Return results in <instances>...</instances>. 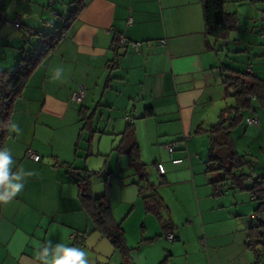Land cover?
I'll use <instances>...</instances> for the list:
<instances>
[{"label":"crops","instance_id":"0c3cea01","mask_svg":"<svg viewBox=\"0 0 264 264\" xmlns=\"http://www.w3.org/2000/svg\"><path fill=\"white\" fill-rule=\"evenodd\" d=\"M73 1L2 3L7 18L20 26L0 27V73L14 72L21 59L47 43L46 35L64 33L29 70L7 117L0 150L11 152L13 172L32 174L25 177L18 196L0 203V264H39L36 251L47 240L70 247L81 242L91 264H122L119 252L94 231L75 180L77 174L91 173L90 158L106 155L100 152L103 139L112 140L106 149L127 158L134 146L140 163L143 148L138 136L143 130L155 163L166 170L162 176L166 189L159 194L153 186L162 201L161 214L172 227L169 234L175 239L170 242L177 243L166 248L172 256L168 264H176L179 247L186 251L187 261L193 256L187 264H198L196 236L199 264H264V254L257 262L246 246L264 199L238 190L229 180L221 183V192L216 191L210 183L220 179L208 182L198 165L204 156L208 160L210 147L208 134L200 129H209L224 108L235 106L233 98L224 97V76L231 74L223 71L222 76L220 69L264 80L260 18L264 0H223L225 12L236 14L239 25L218 43L206 34L201 0ZM77 5L78 13L72 15ZM119 39L127 44L114 47ZM131 43L140 44L137 52ZM230 54L241 62V70L226 66L224 58ZM79 86L85 88V98L77 105L70 102V95ZM228 98L233 105L223 106ZM250 102L252 109L241 112L242 120L230 131L243 173L250 177L247 186L264 178V108L254 98ZM127 117L132 120L130 127ZM249 117H255L258 125H247ZM12 124L19 125V134L11 131ZM186 138L184 148L173 156L180 163H174L162 146ZM28 150L39 155V162L28 158ZM227 182L233 190L226 197ZM236 191L249 197H237ZM147 194L139 190L135 198ZM137 202L133 201L134 208ZM112 216L126 235L125 220L114 211ZM72 235L84 237L73 240ZM126 244L136 248L127 239ZM133 261L136 264L134 254Z\"/></svg>","mask_w":264,"mask_h":264},{"label":"trees","instance_id":"16d2710c","mask_svg":"<svg viewBox=\"0 0 264 264\" xmlns=\"http://www.w3.org/2000/svg\"><path fill=\"white\" fill-rule=\"evenodd\" d=\"M80 0H74V3H79ZM203 10V21L206 34L214 42L226 40L232 31L237 30L239 18L236 14L226 13L224 10L223 0H201ZM78 5L72 15L78 13ZM65 27L69 25V20L65 21ZM64 31L59 30L45 36L47 43L40 47L37 53L29 55V57L21 59L16 70L12 73H0V145L5 135V125L8 114L10 113L11 103L19 94L24 83V79L33 65L44 54L50 52L58 40L63 36ZM119 44L116 41L114 47ZM113 64V63H112ZM223 71L230 72V76H224V97H231L235 101V106L224 108L219 120L202 132L207 133L210 140L208 151V160L205 173L221 172L223 177L218 181H212L210 184L218 192H221L223 186L221 183L229 180L231 185L235 186L240 191H247L254 195L258 200L264 199V178H258L252 181L250 186L247 182L250 177L243 173L241 158L238 156L233 142L231 140L230 131L236 127L242 120L243 111L252 109L251 98L256 99L260 107L264 108V80L252 77L250 74L231 71L224 68L220 69L223 76ZM249 73V72H248ZM151 114V109L147 110ZM131 120V119H130ZM90 118L87 123L90 126ZM128 127L132 125L127 122ZM130 167L134 168L140 176L141 181L147 182L145 166L139 163L137 150L130 148L128 151ZM94 173L77 174L75 183L79 189V200L81 207L91 218L94 226V231H97L104 237L111 246L119 252L122 264H134L133 249L128 248L125 240L124 230L120 223H117L112 216L110 200L107 194L108 183L105 193L101 196H93L91 189V177ZM145 189V190H144ZM140 191L148 192L143 198L144 210L148 214H152L158 221L162 235H169L172 227L161 214L162 201L155 191V187L148 182L140 188ZM264 204H260L256 210V224L248 231L247 248L253 253L255 260L258 262L261 255L264 254ZM83 235H77L76 240H82ZM160 237V236H159ZM175 239V237H174ZM173 239V240H174ZM82 245L81 242L78 241ZM77 243V244H78ZM83 246V245H82ZM161 264H167L165 259Z\"/></svg>","mask_w":264,"mask_h":264},{"label":"rangeland","instance_id":"374dc122","mask_svg":"<svg viewBox=\"0 0 264 264\" xmlns=\"http://www.w3.org/2000/svg\"><path fill=\"white\" fill-rule=\"evenodd\" d=\"M219 55L221 56V53ZM224 55L225 54H223V56L221 57L223 58ZM227 56L229 57V59L224 58L225 60L224 62L226 63V66L231 65L239 70L243 68L240 61L230 58L231 56H235V54L233 55L230 54ZM225 103L227 106H232L233 100L228 98L226 99L225 102H223V106L225 105ZM255 109L258 112L262 111L259 109L258 106H256ZM135 121H137V119ZM240 128L242 129V127H239L238 129ZM146 136L147 135L145 134L144 130L143 133L139 134L138 136L139 141L143 148L142 156L140 157V163L145 166L147 182L159 188L158 193L160 194L161 190L166 189V186L164 185L162 178L163 172H166V170L165 168H163L162 163H160V167H158L159 165H157V162L155 163L154 156L151 154L148 148L149 140ZM111 141L112 140L103 139L100 143L101 154L107 152L105 156L90 158V161H92L91 173H94L93 176L91 177L92 194L93 196H97V197L104 194L106 190V185L104 184V181L107 180L109 186L107 189V194L110 200L111 209L112 211L115 212L116 216H118L120 219L122 218V220H125L124 222L125 223L124 228L126 230L125 240L127 239L129 246H133V248L136 247L133 252L134 260L136 264H161L165 259L167 260V264H168V261L172 262L171 261L172 256L168 255L170 254L169 253L170 249H166V248L167 247L170 248V245H176L177 243L176 242L171 243L166 236L162 235L160 225L156 220V218L153 215H149L144 212L142 208L143 207L142 198L144 197V195L138 196V200L135 198V196L138 195V191L140 190V187L146 185L147 182L140 181L139 175L136 173L134 168L131 169L130 167H128L127 156L119 155L117 153H113L112 151H110V149H106V147L108 148V144L112 143ZM242 146L244 147V145ZM97 147H98L97 144L94 143V150L97 149ZM158 148H161V146H159ZM166 153L167 154L165 155L168 156L169 154L167 151ZM96 159L98 161H101L100 163L103 165V168L102 166L98 165V161H96ZM202 160L203 162L199 161L198 165L199 168L201 169V172L204 173L207 167V163H206L207 157L204 156ZM101 168L103 169L102 172H101L102 170ZM195 169L196 167L191 168V172L193 176L196 175ZM133 173L135 174L133 175ZM205 176L208 182L209 180L212 181V180L222 179L223 177L221 172H212L206 174ZM132 181H136V183L140 185L136 186L135 184H132ZM225 188L226 190L224 196L226 197L230 196L229 194H231L230 192L233 190V188L228 182ZM144 192L145 191H142V193ZM235 193L237 197H245V198L249 197V193L247 192L236 191ZM133 201L134 202L138 201L135 208L132 205ZM144 226L146 228V233L144 230L145 229ZM148 238H152V241H148ZM195 243H196V263L199 264L198 262L200 256L199 252L201 249L199 250L198 247V243H199L198 236H196ZM175 252L177 254H175V258L173 259V261L176 264H187L192 261L193 258L192 255H189L190 258L188 259L189 261H187V257L184 253L186 251L183 250L182 248L179 247V250H176ZM116 258L117 256L114 257L113 261H116Z\"/></svg>","mask_w":264,"mask_h":264},{"label":"clouds","instance_id":"9594fccd","mask_svg":"<svg viewBox=\"0 0 264 264\" xmlns=\"http://www.w3.org/2000/svg\"><path fill=\"white\" fill-rule=\"evenodd\" d=\"M60 70H57L59 74ZM11 131L19 134L18 124L10 126ZM15 161L8 149L0 150V203H9L18 196L24 188V179L32 173L13 172ZM39 264H91L87 251L77 246H67L64 243L53 244L47 240L39 244L36 255Z\"/></svg>","mask_w":264,"mask_h":264},{"label":"built area","instance_id":"2783aa9c","mask_svg":"<svg viewBox=\"0 0 264 264\" xmlns=\"http://www.w3.org/2000/svg\"><path fill=\"white\" fill-rule=\"evenodd\" d=\"M3 0H0V27L4 24H10L12 25L14 28H19L20 24L17 20L15 21H10L5 12H4V8H3ZM261 20H264V15H261L260 16ZM119 44L120 45H126V41L124 39H119ZM139 46L140 44L139 43H131V47L132 49L137 52L138 49H139ZM250 72V71H248ZM85 98V88L83 86H79L77 87L70 95V102L73 103V104H81L83 102ZM252 99V98H251ZM126 121L127 122H131L130 118L127 117L126 118ZM246 124L247 125H251V126H257L258 125V120L255 118V117H249L245 120ZM187 142V138L186 139H183L182 141H176V142H172V143H167V144H164L162 147L165 151L168 152L169 156L172 158V161L174 163H180V160L179 158H173V156L179 151L181 150L182 148H184L185 144ZM27 156L29 159H31L32 161L34 162H39L40 160V157L39 155H37L36 153H34L33 151L31 150H28L27 151ZM255 218H258V216L255 215ZM71 239L73 240H76L77 239V236L76 235H72L70 237ZM167 239L169 241H172L174 239V236L172 234H169L167 235ZM77 247H83L81 244H77Z\"/></svg>","mask_w":264,"mask_h":264}]
</instances>
